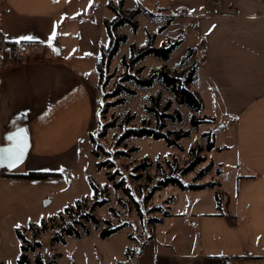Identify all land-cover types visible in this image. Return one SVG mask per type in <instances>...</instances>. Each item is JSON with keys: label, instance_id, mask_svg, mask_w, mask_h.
I'll return each mask as SVG.
<instances>
[{"label": "crops", "instance_id": "crops-1", "mask_svg": "<svg viewBox=\"0 0 264 264\" xmlns=\"http://www.w3.org/2000/svg\"><path fill=\"white\" fill-rule=\"evenodd\" d=\"M118 1L0 0V144L8 142L6 133L26 128L29 147L20 164L68 166L72 172L93 155L97 65L109 44V36L107 46L103 43L104 19L115 17L108 3ZM158 1L138 3L152 18L173 17L158 29L166 43L180 38L182 43L186 32L193 37L189 48L204 42L193 66L222 113L207 115L232 131L231 143L216 146L233 152L240 172L226 209L215 196L208 209L190 217L172 213L180 221L158 224L163 241L149 237L128 257L131 264H264V0ZM54 27L57 35L49 45L43 41ZM5 34L39 39L13 47ZM22 44L26 58L19 61L14 55ZM4 169L9 168L1 166L0 177Z\"/></svg>", "mask_w": 264, "mask_h": 264}, {"label": "rangeland", "instance_id": "rangeland-1", "mask_svg": "<svg viewBox=\"0 0 264 264\" xmlns=\"http://www.w3.org/2000/svg\"><path fill=\"white\" fill-rule=\"evenodd\" d=\"M164 1L159 0V5ZM138 2L139 0H127L125 7L135 9ZM136 19L139 23L136 32L131 25H125L120 30L128 34V40L121 43L108 70L104 72L103 79L107 84L100 94L97 107L99 122L97 121L96 128L90 133L102 146L99 160L106 165L98 169V159L94 155H89L72 172L67 168L68 166L32 167L27 163L20 164L11 170H2L1 173L42 171L61 175L45 179H20L4 175L0 177V264H18L22 241L17 235V228H21L25 238L30 242L37 240L41 242L40 247L34 251H28L31 264H38L35 261L36 257H40L44 264H52L60 257L62 258L58 264H131L129 254L136 253V247L143 245L149 237L156 236L163 241V235L160 233L163 227H158V224L164 223V226L169 220L177 223L180 221L173 215L174 213L190 217L199 209H208L209 205L215 201V196L219 197L222 209H226L228 196H232L236 187L235 176L240 171L236 168L237 162L233 152L228 151L227 147L224 146L222 150L217 149L218 146L210 151L206 149V133L214 140L215 145L231 143L233 137L229 128L225 130L221 128L219 124L221 121L215 118L197 127L191 123L193 114H196L198 118L204 115L209 118H211L209 115H222L217 98L213 90L205 84L201 73L199 74L196 70L195 80L190 84L191 89L198 92L203 100L204 107L201 112H193L186 105L179 104L173 93L157 80L152 86L141 88L136 87L134 83H125L128 87L135 89L136 93L129 95L124 91L120 95L125 98L124 103H117V97L102 96L112 92L120 77L126 74L127 66L122 64V59L123 56L126 58L131 56L132 43L136 45V48L146 46L149 41L148 32L156 34L154 46L159 47L166 43V35L158 31L159 27L166 23L165 18H152L145 13H140ZM192 38V33L188 35L186 32V40L184 39L171 55L169 62L154 55H148L132 66V74L148 77L152 69H159L166 64L169 70L187 75L193 67L192 60L196 56L194 53L187 55L189 46H193ZM103 39L104 46H107L108 35H105ZM201 54L202 49L197 51V56ZM185 56L186 58L180 63ZM139 68H142L141 72H137ZM157 94L160 95L163 105L169 100L172 101L167 112L175 114L178 111L181 114V117L175 115L174 119L166 118V128L190 131L189 137L180 140L182 147L168 145L164 138L135 135L125 140L126 145H118L117 141L122 134L123 126H140L143 120L150 125L155 124V116L148 111L147 106L152 103L151 95ZM101 101H103L102 104ZM110 124L113 125L110 126ZM89 140L91 142L90 136ZM131 147L137 149L129 151ZM191 147L197 148L199 154L205 156V160L193 171L180 175L181 180L186 184L217 182L218 185L201 190H183L169 184L156 189L159 180L165 177L162 170L168 175H177L179 169L193 160ZM198 147H202V150L199 151ZM145 158H148L151 164L141 171V177L136 178L134 175L138 172L135 167ZM61 168L63 171L60 170ZM201 171L205 174L194 180ZM107 172L114 175V180L109 179ZM69 173L72 177H69ZM90 177L101 188L99 199L108 198V202L96 207L94 213L101 220H110L112 226L121 225L122 227L107 238H103L100 236V229L106 227V224L101 222L100 229H97L88 222L90 228L88 235L80 239L66 236V243L54 242L52 237L56 230L62 225L72 223L73 218L87 212L93 204L95 194L90 184ZM114 181L119 182L123 188H117ZM106 185L108 188L104 189ZM83 199L85 201L81 203V211L74 209L70 214L65 213L63 218L58 217L59 212L67 206H74L76 201ZM165 210L169 213L168 215H165ZM51 217H56L54 222L47 221ZM154 218H159L161 221H155ZM43 220L47 221L48 229L45 231L40 227ZM30 223H34L33 229L29 227ZM17 224L20 227H16ZM180 236L176 231L175 239H179Z\"/></svg>", "mask_w": 264, "mask_h": 264}, {"label": "trees", "instance_id": "trees-1", "mask_svg": "<svg viewBox=\"0 0 264 264\" xmlns=\"http://www.w3.org/2000/svg\"><path fill=\"white\" fill-rule=\"evenodd\" d=\"M108 6L115 12V17L111 20L104 19V25L107 29L108 36H109V44L106 48L101 49V55L98 61V73H99V90L100 94L102 93L104 87L106 86L107 82L104 81V72H106L109 68V65L111 64V61L113 60L114 56L117 54V52L120 49V45L122 42L128 40V34L124 32H120L121 28L125 25H131L133 31H137L139 28L138 20L136 19V16L140 13H145L150 17H153V14L151 12H148L146 9H144L140 3H138L137 7L135 9H127L124 8V0H119L117 4H114L113 2H109ZM173 17L169 16L167 18V22L159 27V31H162L166 24L170 23L172 21ZM149 41L148 44L142 48H136V45L134 43L131 44V51L132 54L129 58H126V56H123L122 64L127 66L126 68V74L122 75L120 77V80L118 81L115 88L112 90V92H109L107 94L102 95L103 97H117L116 102L117 103H124L125 98L123 96H120L124 91L128 92L129 95H134L136 93V90L133 88L128 87L125 83H134L136 87H150L152 86L156 80L159 81L165 88H167L169 91H171L175 97V100L179 104L186 105L191 111L193 112H201V110L204 107L203 100L201 96L196 92L195 90H192L190 87V84L195 80L196 76V66L194 65L189 72L186 74L179 73V72H173L169 70L166 67V64H163L159 69H152L150 75L148 77H142L138 74H132V66L144 58H146L148 55H154L163 61H167L170 57V54L174 51V49L181 43L182 39H176V40H169L167 43L163 44L162 46L156 47L154 46V40L156 37L155 33L148 32ZM9 45H12L13 47H17V43L15 42H8ZM204 45L203 40H200L197 45L193 48H190L187 55H191L193 53H196L198 50L202 49ZM142 68H139L137 72H141ZM151 104L147 106L148 111L155 116V124L150 125L147 121L143 120V123L140 126H132V127H125L121 126L123 129L122 134L118 138V145L123 144L126 145L127 142L125 140L129 138L130 136H151L156 139L164 138L168 145H173L175 147H182L180 140L184 137H189L190 131L189 130H183V129H169L166 128L167 124L165 122L166 118L174 119L175 115H178L181 117L180 112L176 111L174 114L173 112H167L171 105L172 101L169 100L166 102L165 105L161 102V97L159 94L157 95H151ZM99 103V101H98ZM212 118H209L208 116L204 115L200 118L196 116V114H193L191 117V123L194 127H197L199 124L203 122H210L212 121ZM97 121L99 122V119L97 118ZM113 124H110L112 126ZM108 126V125H107ZM103 133V132H100ZM105 134V133H103ZM207 136L206 139V149L208 151L214 149L216 147L215 142L212 138H210V135L208 133L205 134ZM91 143H92V154L98 159L97 160V168L101 169L103 166H105V162L99 160L100 157V148L102 146L96 142L95 138L90 135ZM136 147L129 148V151L136 150ZM199 151L202 150V147H198ZM217 149L222 150L223 147H217ZM190 151L192 155H194L193 160L186 165L185 167H182L179 169V173L177 175H168L164 173L162 170L163 175L165 176L163 179L159 180V184L155 187L156 189L161 188L162 186H167L169 184H173L178 186L179 188L185 190V189H193V190H201L208 187H215L218 185L217 182H207V183H184L180 175L188 174L189 172L193 171L197 165H199L201 162L205 160V156H202L197 151V148L191 147ZM122 154L125 152H121ZM151 164L149 162L148 158H145L140 164H138L135 169L137 174L134 176L136 178H139L142 176L143 170L146 169ZM160 165V164H159ZM161 166V165H160ZM220 171V170H218ZM109 174V179L112 181L114 180V175L110 174V172H107ZM205 172H200L194 180H197L204 175ZM1 175L11 177V178H20V179H45L49 178L51 176H60V173H50V172H42V171H31L29 173H10V172H3ZM151 177V176H149ZM90 184L94 190V201L93 204L90 206L89 210L85 213H80L79 217L73 218L72 223H68L66 225H62L60 229L56 230L54 232V236L52 237V240L54 242H61L66 243V236H74L76 238H82L84 235H88L90 233V228L88 226V222L92 223L97 229H100L101 222H104L106 224V227H103L100 229V236L103 238H107L114 232H116L119 228H121V225L112 226L110 220L105 219L101 220L99 217L96 216L94 213V210L96 207L100 205H105L108 202V198L99 199V194L101 192L100 186L95 182V180L90 177ZM114 185L117 188H123L122 185L119 182L114 181ZM107 189L108 186L106 185L104 189ZM126 189V188H125ZM124 189V190H125ZM127 191V189H126ZM150 197V196H148ZM219 200V197L216 196ZM82 201L78 200L76 201L74 206H67L63 211L59 212L58 217L63 218L65 213H72L74 209L81 211L82 210ZM166 211V210H165ZM169 213L166 211L165 215H168ZM72 215V214H71ZM56 217H51L47 221L54 222ZM155 221H161L159 218H154ZM47 221H42L41 229L47 230ZM30 228H34V223H30ZM17 235L21 239V254L18 258V264H31L28 251H34L37 247L41 246L40 241H34L30 242V240H27L22 233L21 228H17ZM38 237V236H36ZM60 256V254H58ZM38 264H44L42 259L40 257H36L35 260ZM52 262V264H54ZM2 264V263H1Z\"/></svg>", "mask_w": 264, "mask_h": 264}, {"label": "snow or ice", "instance_id": "snow-or-ice-1", "mask_svg": "<svg viewBox=\"0 0 264 264\" xmlns=\"http://www.w3.org/2000/svg\"><path fill=\"white\" fill-rule=\"evenodd\" d=\"M56 35L57 33L54 27L52 33L49 35L48 40L43 42L52 45V41ZM4 38L11 39L16 43H20L21 41H35L39 39L38 36L34 35L9 37L7 34H5ZM54 50L56 49L54 48ZM102 103L103 101H101V104ZM97 115H99V113H97ZM4 138L8 142L0 144V166H6L7 168L11 169L22 163L26 156L27 149L29 147L27 129L24 127H17L14 131L6 133ZM60 170L63 171L62 168ZM37 223H39V221H37ZM16 227H20V225L17 224Z\"/></svg>", "mask_w": 264, "mask_h": 264}, {"label": "built area", "instance_id": "built-area-1", "mask_svg": "<svg viewBox=\"0 0 264 264\" xmlns=\"http://www.w3.org/2000/svg\"><path fill=\"white\" fill-rule=\"evenodd\" d=\"M26 51H27V46L25 44H22L20 46V50H18L16 53H15V58L19 61H24L25 58H26Z\"/></svg>", "mask_w": 264, "mask_h": 264}, {"label": "water", "instance_id": "water-1", "mask_svg": "<svg viewBox=\"0 0 264 264\" xmlns=\"http://www.w3.org/2000/svg\"><path fill=\"white\" fill-rule=\"evenodd\" d=\"M1 167V166H0Z\"/></svg>", "mask_w": 264, "mask_h": 264}]
</instances>
